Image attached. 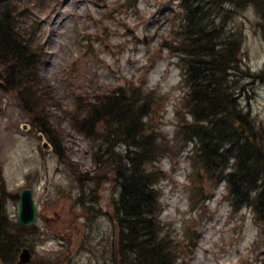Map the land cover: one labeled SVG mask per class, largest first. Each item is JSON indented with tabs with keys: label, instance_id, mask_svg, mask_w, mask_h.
<instances>
[{
	"label": "rangeland",
	"instance_id": "1",
	"mask_svg": "<svg viewBox=\"0 0 264 264\" xmlns=\"http://www.w3.org/2000/svg\"><path fill=\"white\" fill-rule=\"evenodd\" d=\"M17 1L18 7L27 6L22 31L39 54L35 73L45 99L42 114L57 132L50 136L58 137L38 131L17 92L0 87V180L16 196L6 201V211L16 219L18 192L30 187L46 216L27 237L32 258L26 264L112 263L117 234L112 209L117 186L108 174L112 163L107 157L104 166L94 164L98 149L106 145L98 135L79 134L71 117L96 96L116 89L127 95L140 91L139 100L148 103L146 128L161 145L153 165L162 171L158 219L177 264L264 261V227L252 208L233 205L223 179L194 164L191 146L181 136L182 121L189 120L187 82L183 57L168 47L177 40L178 0ZM234 14L221 20L241 35L238 97L261 126L264 148V77L259 76L264 41L254 8ZM83 28L90 36L81 33ZM149 60L152 65L144 67ZM3 75L0 65L2 82ZM45 141L51 147H44ZM120 149L115 142V152Z\"/></svg>",
	"mask_w": 264,
	"mask_h": 264
},
{
	"label": "trees",
	"instance_id": "2",
	"mask_svg": "<svg viewBox=\"0 0 264 264\" xmlns=\"http://www.w3.org/2000/svg\"><path fill=\"white\" fill-rule=\"evenodd\" d=\"M178 3L181 18L177 40L168 47L181 54L184 62L189 120L182 121L181 136L191 146L188 155L200 169L220 176L232 203L248 204L264 227V148L259 143L262 128L238 97V76L243 66L240 32L221 20L252 7L264 41V0ZM17 4V0H0L3 79L7 88L17 92L38 131L47 137L57 135L42 114L45 99L35 73L39 54L23 34L27 6L20 8ZM259 76L264 77V65ZM140 93L133 90L127 95L122 89L102 93L78 110L80 115L71 117V121L79 134L88 138L98 135L106 145L98 149L101 151L94 164L104 166L107 157L112 163L108 174H113L117 186L112 199L117 234L111 264H177L173 243L161 232L158 219L161 207L157 183L162 171L153 165L159 160L160 138L146 128L150 111L148 103L139 100L143 96ZM115 142L121 146L118 152ZM15 197L0 181V264H16L20 249L32 235V227L20 225L6 211V201Z\"/></svg>",
	"mask_w": 264,
	"mask_h": 264
},
{
	"label": "water",
	"instance_id": "3",
	"mask_svg": "<svg viewBox=\"0 0 264 264\" xmlns=\"http://www.w3.org/2000/svg\"><path fill=\"white\" fill-rule=\"evenodd\" d=\"M5 85L0 81V87L3 88ZM42 137V135H40ZM44 147H48V144L45 143ZM19 205L17 220L18 223L23 226H31L35 223L37 217H44L42 213L37 211L36 205L33 199V189L32 188H23L18 193ZM31 259V253L27 247L22 248L18 254L17 264H24L29 262Z\"/></svg>",
	"mask_w": 264,
	"mask_h": 264
}]
</instances>
